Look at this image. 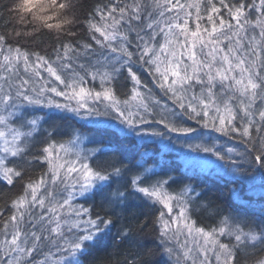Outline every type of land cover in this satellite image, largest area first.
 Returning a JSON list of instances; mask_svg holds the SVG:
<instances>
[{"label": "trees", "instance_id": "1", "mask_svg": "<svg viewBox=\"0 0 264 264\" xmlns=\"http://www.w3.org/2000/svg\"><path fill=\"white\" fill-rule=\"evenodd\" d=\"M25 3L26 0H0V48L8 53L30 61L36 58L48 61L59 73H64L66 63L82 68L98 59L102 51L104 54L114 52L109 59L116 57V53L118 57L126 54L133 64L137 61L133 55L141 57L133 50L128 53L115 48L112 43L118 45L119 39L114 41L116 37H111L115 29L118 30L116 24L131 20L137 9L141 15L146 11L143 0H53L56 9L51 14L47 12L46 17L40 16V11L26 8ZM181 6L187 10L186 15L183 12L182 22L188 20L189 34L212 37L213 25L219 30L212 38L222 45L235 36L243 21L254 22L256 32L264 26V0H181ZM145 58L148 60L140 69L130 64L134 74L128 73L127 66H122L119 72L112 71L111 67L113 76L105 85L116 99H130L133 75L149 94L160 95L157 86L160 82L162 85L163 74L157 72L151 56ZM219 71L222 72L221 67ZM208 73L202 67L197 72L201 77L197 84L208 86L211 83L207 82ZM256 74L257 87L253 93L237 92L238 98L229 95L228 89L233 85L228 87L223 77L212 81L217 100L236 103L227 105L232 112L228 134L218 132L210 118L199 120L214 129L206 133L202 128L207 126L199 122L178 127L188 136L198 134L204 147L211 150L209 153L214 156L217 153L223 168L218 174L186 165L178 152L166 150L156 140L140 139L116 126L88 122L67 111L49 107L35 109L34 115L41 120L39 129L31 141L23 145V151L8 160L10 177L0 174V235L15 214L17 201L33 184L47 178L50 172L48 150L53 145L83 136L93 151L89 158L91 169L106 181L79 201L90 219L98 223L99 231L78 251V264H176L166 247L161 224L163 206L149 197L153 183H164L174 192L191 188L197 194L191 209L196 226L211 230L229 219L242 234L253 238L246 241H238L234 236L222 239L232 249L231 264H262L264 62ZM86 85L92 90L102 89L97 80H88ZM206 149L204 151L208 152ZM142 188L148 191L143 192Z\"/></svg>", "mask_w": 264, "mask_h": 264}, {"label": "rangeland", "instance_id": "2", "mask_svg": "<svg viewBox=\"0 0 264 264\" xmlns=\"http://www.w3.org/2000/svg\"><path fill=\"white\" fill-rule=\"evenodd\" d=\"M52 3L53 0H26L25 7L46 17L47 12L51 14L56 9ZM143 3L146 11L141 15L137 9L131 20L116 24L118 30L111 37H116L114 41L119 39L118 45L112 43L115 48L141 55L139 58L133 55L137 59L134 64L126 54L118 57L116 53L117 58L109 59L114 52L102 51L100 58L82 68L66 63L64 73H59L48 61L37 58L30 61L0 48L2 176L10 177L8 160L23 151V145L31 141L40 127L35 109L45 107L67 111L88 122L116 126L140 139L156 140L166 150L178 152L186 165L211 173L223 172L217 153L211 155L198 134L188 136L178 127L198 122L207 126L199 120L210 118L218 132L231 131L232 112L227 105L236 103L217 100L212 81L223 77V83L233 85L228 89L233 97H237V92L253 93L257 87L256 71L264 62V26L256 32L254 22L243 21L235 36L222 45L213 39L219 30L213 25L210 35L213 38L188 33V20L182 22L187 10L182 9L181 0H143ZM146 56L152 57L155 69L163 74L162 85L161 82L156 85L160 95L149 94L133 75L130 99H116L105 85L112 78V71L119 72L122 66H127L128 73L134 74L132 66L140 69L148 60ZM202 67L209 71L208 86L197 84L201 81L197 72ZM88 80H97L102 89H89ZM202 129L206 133L209 128ZM232 132L236 133L233 128ZM92 153L83 136L48 150L47 178L33 184L17 201L15 214L0 235V264H78V251L99 231L98 223L90 219L79 201L106 181L91 169ZM149 194L163 206L161 224L166 247L176 264H231L232 249L222 239L234 236L238 241L253 240L229 219L211 230L196 226L191 209L197 194L191 188L174 192L164 183H153Z\"/></svg>", "mask_w": 264, "mask_h": 264}, {"label": "bare ground", "instance_id": "3", "mask_svg": "<svg viewBox=\"0 0 264 264\" xmlns=\"http://www.w3.org/2000/svg\"><path fill=\"white\" fill-rule=\"evenodd\" d=\"M168 251V250H167ZM168 254L171 256L170 252L168 251ZM173 258V256H171ZM174 260V259H173Z\"/></svg>", "mask_w": 264, "mask_h": 264}]
</instances>
